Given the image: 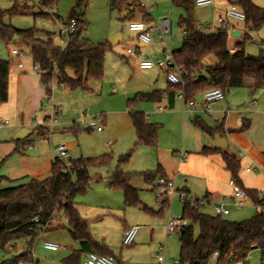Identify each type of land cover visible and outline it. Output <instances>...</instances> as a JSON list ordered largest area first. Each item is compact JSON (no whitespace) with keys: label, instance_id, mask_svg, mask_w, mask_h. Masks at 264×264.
<instances>
[{"label":"trees","instance_id":"obj_1","mask_svg":"<svg viewBox=\"0 0 264 264\" xmlns=\"http://www.w3.org/2000/svg\"><path fill=\"white\" fill-rule=\"evenodd\" d=\"M59 0H39L44 7L54 6ZM82 0H78V5ZM230 5L235 4L246 16L245 25L258 31L264 25V8L253 0H237L235 3L227 0ZM173 4L181 7L185 15L180 17L179 25L183 35V42L178 50L173 52L177 65L185 69L189 75L188 84L184 87L169 85L168 90H153L138 92L128 99L127 106L136 134V145L157 147L159 125L148 123L143 112L136 106L143 101L160 102L164 96L177 95L184 91L186 99H194L205 91L220 89L226 94L234 88H249L252 91L264 90V55L250 57L244 54V44H238L239 51L230 54L228 49L229 35L225 30L218 28L212 32L198 29L194 17L195 0H172ZM128 0H111V5L120 11L126 6ZM18 12L0 11V41L6 45H26L30 51L34 64L38 65L42 73L41 81L46 87L47 95L51 94L48 83L57 73L58 84L70 89L83 88L89 90L88 83L91 79L102 80L105 72V54L111 43H101L94 47L89 46V41L83 38L86 22L77 17V30L71 42L65 48L57 46L50 33L45 38L40 37V32L35 29L18 30L13 25L5 22L6 14ZM132 15V14H130ZM124 18H129V16ZM131 20V18H129ZM16 35L20 40L13 42ZM250 39V34L245 35V41ZM18 48V47H17ZM213 58L214 64L207 60ZM12 62L0 59V105L9 98V77ZM194 124L201 131L211 137L215 133L223 134V126L209 125L200 117L193 119ZM246 124L242 126L245 128ZM76 124L69 129L80 133ZM90 131L91 129L83 128ZM48 127L43 124L37 127V132L45 136ZM221 153L226 169L232 178L241 185L238 173L240 160L233 153L205 146L203 155ZM133 151L122 154L118 158L116 170L108 178L111 189L120 190L124 195L125 204L139 206L146 213L157 217H164L170 206L169 199H158L159 210L155 211L143 205L139 190L131 185V178L141 175L148 183L158 177H165L161 166L155 171L142 173H126L122 167L127 164ZM113 156L109 153L98 157H79L70 159L69 164L56 156L52 163L51 175L45 179H29L23 183L0 189V249L17 241L27 239L26 250L12 258L3 260L0 264H18L20 261L31 262V250L39 236V225L47 224L56 214L60 222H49L46 232L67 229L79 249L71 251L61 260L62 264H82L83 257L95 252L100 255L116 257L111 248L98 242L89 228V221L85 219L76 206L78 196L86 194L90 185V166H103L110 164ZM0 183L6 179L1 173ZM103 180L102 177L97 178ZM242 186V185H241ZM254 205L261 203L258 191L247 190ZM202 200L195 199L192 203L183 202L182 218L186 221L184 231L179 235L180 260L182 264H236L247 262L250 252L255 248L262 250L260 264H264V215L258 213L244 221H230L220 215H209L201 211ZM67 217L63 222L61 215ZM38 220V221H36ZM194 225L199 227V235L194 234ZM218 253L216 261L211 257ZM117 262V261H116Z\"/></svg>","mask_w":264,"mask_h":264},{"label":"rangeland","instance_id":"obj_2","mask_svg":"<svg viewBox=\"0 0 264 264\" xmlns=\"http://www.w3.org/2000/svg\"><path fill=\"white\" fill-rule=\"evenodd\" d=\"M253 1L264 8V0ZM223 2V0H216L215 4L212 5L196 6L194 9L195 19L206 22V26L214 24ZM226 3L228 4V1ZM142 5H145V7H142ZM14 9L18 10V12L6 14V23L13 25L18 30H38L41 38H45V34L50 33L55 44L61 48L66 46L61 44L60 25L68 22L72 17H78L86 22L83 38L89 41V46L94 47L101 43L115 42L111 43L105 54L103 79H91L88 83L89 90L60 87L58 77L56 76L53 79L54 88L52 94L48 95L44 105L48 108L47 115L51 114L53 105L58 109V112L55 113L54 124L48 127L49 131L46 137L52 138L58 146L66 143L73 150V153L69 155L70 159L98 157L106 153L113 156L110 164L90 166L91 185L86 194L77 197L76 204L81 211L91 208V214L88 217L93 223L92 231L98 237L106 238V244L113 251L117 264H153L157 255L162 254L159 251L161 246L165 248V264H173L175 260H180L179 230L168 234L167 225L171 217L182 216L183 200L181 197L174 195L169 198L170 206L164 217L147 214L139 206H127L124 195L120 190L112 189L106 191L107 183L105 178L107 179L116 170L118 158L124 152L120 144L105 146L107 141L105 135L106 126L105 131L102 133L97 130L88 131L83 129L84 127H80V133L77 134L69 129L75 125V122L83 114H87L89 117L97 116L101 115L102 111L115 107L112 102L122 96L124 88L113 82L119 80V84L123 83L128 77L129 67L134 66V63H136L135 60L127 56L126 50L128 48L137 49L143 55L157 53L159 57H163L157 35L154 34L153 45L150 48L139 47L138 42L133 40L135 34L129 29L130 19L123 17L134 14L135 19H141L140 16L143 12L150 13L153 22H158L163 17H168L172 21V34L167 37V42L173 52L179 49L183 42V33L179 20L181 15H185V11L181 7L175 6L172 0H128V3L121 11L112 7L111 0H82L79 5L78 0H59L56 5L50 7L42 6L39 0L27 2L24 0H0V11L11 12ZM256 33L259 35V41H264V25ZM118 35H121V38L117 41L115 37ZM13 47H18L24 52L23 63L33 68L34 62L31 57V51L24 44L19 46L6 45L0 41V59L9 60L11 58L12 64L15 63L17 58L13 57L10 52ZM246 50L250 57H258L261 54L257 42L250 44ZM136 60L138 61V66H140V60ZM209 60L215 62L213 58ZM103 89L104 91H102ZM102 93H105L107 97L100 99L99 96ZM228 94H230V91ZM237 99L238 101L241 100L240 97H237ZM123 102L127 105L126 100ZM98 123L101 124V119H98ZM119 131H121L120 126L113 129L112 134H117ZM146 148L148 147H141V149L133 151L131 166L137 164V158L140 155L144 156L151 152L149 150H153V152L156 150L152 147ZM228 150L231 153H236L239 148L234 142L229 141ZM64 162L68 163L69 160ZM99 177H102L103 180L98 181L97 178ZM134 185L142 189L140 191L142 204L149 208L158 209L159 202L151 189V183H146L142 177H137ZM201 211L209 215L215 214L210 204L202 205ZM231 212L230 215L225 216L226 219L235 221L233 220L235 217L239 219L238 221H244L255 216L257 209L254 207L232 208ZM83 213L85 214V212ZM61 216L62 221L65 222L64 215L62 214ZM151 221L154 223L152 228L151 224H148ZM57 222H60V219ZM136 225L140 229L135 243L123 245V234H121L123 227ZM152 229L155 230L154 235H151ZM194 234L196 237L199 235L198 225H194ZM65 238L67 241L69 240V237ZM41 241V238H37L32 247V258L36 264H52L54 261L66 257L71 251L78 249V245L72 242L67 244L68 250L66 251L50 252L41 247ZM26 245L27 240L22 239L15 244L13 243L4 249H0V263L20 254V248H24ZM261 255L262 250L255 248L250 252L247 262L236 264H260ZM26 264L32 263L26 262Z\"/></svg>","mask_w":264,"mask_h":264},{"label":"crops","instance_id":"obj_3","mask_svg":"<svg viewBox=\"0 0 264 264\" xmlns=\"http://www.w3.org/2000/svg\"><path fill=\"white\" fill-rule=\"evenodd\" d=\"M223 1L224 4L222 3L216 18L222 15L230 5L229 2L228 4L226 3L227 0ZM129 18H131L130 21H153V18L148 12H143L140 16L141 19H135L134 14L130 15ZM228 21L232 26V36L228 38V46L237 47L238 44L246 43L245 35L247 31L245 23L236 20ZM205 23L196 20L197 27L200 30L212 32L219 28L216 22L214 25L209 24L210 26H206ZM256 37L257 40L260 39L258 33H256ZM133 40L138 42L139 47L150 48L153 45V43L151 46L143 45L138 41L136 34ZM261 41L264 42L263 40ZM250 44H254V42L248 43V45L244 44V47L247 48ZM149 54H145L144 56ZM132 59L136 63H134V66L129 67L126 80L121 84L118 83L119 80L113 82L124 88L122 96L113 100L112 104H115V107L101 112L103 130H97L99 133H102L105 131L106 126L107 130L105 135L107 141L105 146L120 144L122 150L126 153L131 150L136 151L141 149V147H148L146 149H149L150 146L136 145V134L133 122L129 115L128 106L123 101H128V99L132 98L138 92H149L153 90L166 91L169 88L167 74L164 70L156 67L152 69H141L136 59L141 61L143 57L142 59L141 57ZM9 61H12V59L10 58ZM207 62L208 64L215 63L211 60H207ZM228 92L222 101L213 104V115L222 117L225 109L232 110L226 120L222 119L218 122L223 126L224 130V133L221 135L226 137L228 142L224 150L231 153L228 148L229 141H232L239 148L233 154L237 158L239 152L244 154L242 158H238L240 160L238 178L242 187L246 190H264V90L252 91L249 88H235L230 90V94ZM47 97L46 87L41 81L40 74L34 73L32 66H26V64H24L23 68H18L16 59L10 70L8 101L0 105V117L11 120L10 127L7 126L8 128L5 127L6 129L0 128L1 173L6 177L0 183V189L23 183L29 179H45L51 175L52 163L57 156L56 149L58 145L52 138L49 139L46 135L41 136L37 132L38 125L44 123L47 117L48 108L44 105ZM104 97H107L105 93L99 96L100 99ZM237 97H240L241 100H236ZM253 100L257 101V103L253 104ZM160 106L164 107L163 111L159 110ZM136 109L143 112L148 123H154L160 126L158 131V145L157 147H152L156 149L154 152L153 150H149L151 152H148V154L144 156L140 155L137 158V164L135 166H131L132 159H130L122 167L126 173L155 171L161 166L164 176L172 178L175 181L177 190L185 191L191 198L198 200L207 197V201L202 202V204L203 206L204 204H210L212 208L214 202L223 199L231 192L229 180L232 176L225 167L222 154L219 152L210 155L202 154L205 146L209 148L214 147L215 138L203 133L193 122V119L198 116L209 125L215 126L218 123L213 120V115L197 113L193 116L189 114L186 112L183 100L175 94L164 98L160 102H140L137 104ZM240 110L243 111L242 115L238 113ZM36 117L38 120H36ZM245 124V128L242 129V126ZM118 126H120L121 131L117 134H112L113 129H116ZM25 128L29 129L30 133L25 138L18 139V133ZM66 146L68 155L72 154L73 150L67 144ZM124 152L123 154H125ZM181 153L185 154L183 159L179 157ZM253 161L263 168L262 172L247 171V167ZM109 177L107 179L105 178L107 183L106 191L112 190L108 183ZM137 177L142 176L135 174L131 178L130 183L139 190L140 195L142 189L134 185ZM244 207H254L257 209V214L263 213L264 215V212H262L264 208L256 207L252 201H249ZM77 208L81 215L89 221L90 232L94 238L98 242L107 245L105 237H98L92 231L93 223L90 217H88L91 214V208H87L86 211H81L79 206ZM151 209L157 211L159 207L158 209ZM233 220L238 221L239 219L234 217ZM64 221H67L66 216ZM148 224H151V228L154 226L152 221L148 222ZM127 227H123L121 234H123ZM154 233L155 230L152 229L151 235H154ZM65 237H69V240L67 241ZM37 238L64 244L67 246V250V244L74 242L67 229L50 232L45 231ZM74 243L78 245V243ZM20 249L22 252L23 248ZM62 259L58 260V262L61 263Z\"/></svg>","mask_w":264,"mask_h":264},{"label":"built area","instance_id":"obj_4","mask_svg":"<svg viewBox=\"0 0 264 264\" xmlns=\"http://www.w3.org/2000/svg\"><path fill=\"white\" fill-rule=\"evenodd\" d=\"M24 1H33V0H24ZM216 0H195L196 6H208L215 4ZM145 7V5H142ZM246 16L242 10H240L235 4L229 5V7L226 9V11L219 15L216 20L214 21L217 23L220 29L225 30L229 37L232 36V26L230 25L228 20H236L240 22H245ZM213 24V25H214ZM129 29L131 32L135 33L137 36V39L139 42L146 46H151L153 43V36L154 34L157 35L159 42L161 44V51L163 53V57H159L157 54H149L147 56H144L139 50L137 49H130L128 48L126 50V54L129 58H139L143 57V59L140 61V68L141 69H152V68H159L161 70H164L167 74V79L169 85L174 87H181L184 88L188 82L187 77L189 73L181 68L179 65H177V62L175 60L173 52L170 50L167 37L172 34V25L171 20L168 17H163L158 22H147V21H130L129 22ZM77 30V18L72 17L68 22L60 25V36H61V44H65L67 47L69 43L71 42L72 36L75 34ZM247 33L250 34V39L247 40V43L257 42L258 48L261 52L264 51V42L257 40L256 37V31L250 28L249 26H246ZM183 35L185 34L184 31H182ZM230 54H236L239 51V48L236 46H228ZM244 54L246 56H250L249 53L246 50V47L243 48ZM11 55L15 58H17V67L23 68V57L25 56L24 52L18 49L17 47H13L11 49ZM33 72L37 74H41L42 71L40 70L39 66L34 64L33 66ZM57 76V73H54V76L52 80L48 83L47 88L50 89L51 94L54 88L53 85V79ZM60 87H64L63 85H60ZM177 96L183 100L186 107V112H188L191 115H196L197 113H203L206 115H213L214 108L213 104L222 101L225 98V94L220 89H211L208 91H205L200 97H196L194 99H186L185 93L183 90H181ZM168 96L165 95L164 98H167ZM257 101L253 100V104H256ZM159 110L163 111L164 107L160 106ZM58 112V109L53 105L52 106V112L51 114L47 115L44 123H42L44 126L49 127L52 126L53 119L55 117V113ZM231 109H225L223 111L222 117L213 115V120L218 123L222 119L226 120L228 116L231 114ZM240 115H242L243 111L238 112ZM98 119H101V115L92 116L89 117L87 114L81 115V117L76 121V124L79 127H84L91 130H98L102 131L103 126L98 123ZM36 120L38 118L36 117ZM39 124L38 126L42 125ZM11 125V120L5 117H0V128H5L7 126ZM57 156L65 161L69 160L70 157L67 153V146L66 144H60L57 149ZM243 153L239 152L238 158L243 157ZM179 157L183 159L185 157V154L181 153L179 154ZM69 164V162H68ZM247 171L249 172H262L263 168L259 166L255 161H253L248 167ZM229 186L231 188V192L226 195L223 199L218 200L214 202L213 204V210L216 215L220 216H227L230 214L232 208L240 209L248 204L249 201H252L251 196L249 195L248 191L244 189L239 183H237L233 178L229 180ZM152 191L154 192L157 199H169L171 196L179 195L183 202L189 201L193 202L195 199L191 198L185 191H179L176 188L175 181L172 178L168 177H158L155 180H153L152 184ZM257 197L259 200H261V203L258 205H255L259 208H264V190L258 191ZM207 200H204L205 202ZM254 204V203H253ZM62 218V216H61ZM65 218V215H64ZM60 219L59 215L53 216L49 222H57ZM38 221V220H36ZM41 224L39 225L37 231L39 232V235L44 233L48 227V224ZM186 225V221L183 220L182 217H171L169 219L168 225H167V232L173 233L180 229H182ZM139 227L138 226H131L127 227L123 232V245H132L135 241L136 235L138 233ZM26 240H30L28 237ZM41 247L46 251H66L67 246L44 239L41 241ZM26 250V247L23 248V251ZM160 251L162 254H158L155 262L153 264H164L165 263V255H164V247H160ZM218 256L217 252H214L211 260L213 262L216 261V258ZM31 258H32V250H31ZM32 264H36L34 259L32 258L31 261ZM18 264H26L24 261H20ZM82 264H117L116 260L107 255H100L95 252L88 253L85 258L83 259ZM173 264H182L181 260H175Z\"/></svg>","mask_w":264,"mask_h":264},{"label":"water","instance_id":"obj_5","mask_svg":"<svg viewBox=\"0 0 264 264\" xmlns=\"http://www.w3.org/2000/svg\"><path fill=\"white\" fill-rule=\"evenodd\" d=\"M237 0H231V2H233V3H235ZM234 34V33H233ZM235 35V34H234ZM121 38V35H118V36H116L115 37V39L118 41V39H120ZM20 40V36L19 35H16L15 37H14V40H13V42H17V41H19ZM111 43H115L114 41L113 42H111ZM144 45V44H143ZM30 133V130L29 129H27V128H25V129H22L19 133H18V135H17V138L18 139H23V138H25L28 134ZM214 138H215V144H214V147L216 148V149H218V150H224V149H226V147H227V145H228V142H227V139H226V137H224V136H222L220 133H215V135H214ZM183 231H184V229L182 228V229H180L179 230V235H181L182 233H183ZM52 264H62V263H60V262H58V261H54Z\"/></svg>","mask_w":264,"mask_h":264}]
</instances>
